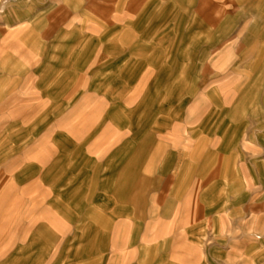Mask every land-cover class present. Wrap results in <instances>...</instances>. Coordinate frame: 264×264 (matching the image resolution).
I'll return each instance as SVG.
<instances>
[{"label": "rangeland", "instance_id": "obj_1", "mask_svg": "<svg viewBox=\"0 0 264 264\" xmlns=\"http://www.w3.org/2000/svg\"><path fill=\"white\" fill-rule=\"evenodd\" d=\"M259 15L264 17V0H0V183L15 188L0 216V246H13L25 236L13 232L21 220L27 221L24 215L35 213L42 219L45 207L53 204L46 183L35 176L13 183L7 169L38 152V142L27 151L33 140L50 142L69 122L58 114L41 124L40 118L25 117L30 109L16 107L13 94L27 92L34 79L47 77L41 70L30 71L33 57L46 66L64 57L68 71L79 72L51 76L54 84L64 82L63 109L79 107L81 115L100 106L97 79L106 74L85 72L87 65L73 67L69 57L83 55L79 45L87 46L86 61L95 49L89 38L75 45L74 35L95 33L97 22L109 19L112 24L105 25L102 38L128 41L131 48L148 41L144 52L152 70L150 108L143 111L140 102L120 103L125 113L120 132L132 143L148 137L144 158L125 162L127 167L121 163L118 175L103 165L78 177L83 193L68 192L61 205L71 211L66 234L49 236L38 225L31 233L37 239L34 250L21 249L19 258L4 264H46L50 258L49 264H60L65 251L68 264H92L85 259L95 242L81 243V238L93 232L85 218L104 193L94 190L104 179L113 188L106 190L107 200L115 193L119 206L131 209L137 203L141 215L125 216L128 211L121 208L114 216L104 213L114 228L109 234L103 230V264H117L111 255L117 258L133 246L126 239L130 229L118 223L124 219L140 222L136 244L144 239L145 229L163 231L162 256L169 260L160 264H264V19L255 18ZM22 19L23 39L13 38L11 32ZM27 33L30 38L24 37ZM129 76L125 85H136L138 91L144 75ZM35 95L39 98L40 92ZM25 119H30L26 125ZM185 132L193 133L189 138ZM87 149L69 150L79 155ZM185 197L201 206L208 203L207 213L186 207L177 214L175 204ZM18 213L23 216L18 218ZM183 223L189 225L178 229ZM123 259L118 264H137Z\"/></svg>", "mask_w": 264, "mask_h": 264}, {"label": "crops", "instance_id": "obj_2", "mask_svg": "<svg viewBox=\"0 0 264 264\" xmlns=\"http://www.w3.org/2000/svg\"><path fill=\"white\" fill-rule=\"evenodd\" d=\"M255 18L259 20L264 19L261 15L256 16ZM24 23L26 24L25 20L22 19L16 24V28H14L11 32V36L13 38L23 39V35L21 33L25 27H21ZM84 24H86V20ZM108 24H112L109 19L105 23L97 22L94 30L95 33L80 32L79 35H74L75 39L73 38V43L75 45L77 43L86 42L85 39L87 38H89L91 43H93V41L95 42V44L92 45L95 49L88 61L85 59L87 54L86 45H79V54L83 55L76 58L69 57L70 60H73L74 66H72L77 67V70L87 65V68L84 70L85 72L92 71L93 74L100 76L106 74V76H103L102 79L98 77L97 83L99 90L96 92L97 95L94 94L97 96V99L100 100V106L93 107L92 110L85 112L82 115L80 112L78 113L79 107L66 110L63 109L62 84L64 82L61 84L52 83L53 78L51 75L58 73L73 75L79 73H72L68 71L69 65L65 64L64 57H61V59L55 64L51 62L47 66L44 62H39V58L37 56L33 57L34 59L29 66L30 71L34 72L41 70L39 71V74L47 75V77L41 76L39 80L34 79L33 84L28 86L27 92H22L21 90V92L18 91L13 94L16 107H26L30 109L31 114L26 115L25 117L27 118H40L41 122L39 123L41 124L48 116L51 115L61 114L60 116L64 119V121L65 119H68V126L62 131L64 133H69L70 136L64 137L63 132H61L59 134H55V138L50 142L44 138L37 141L33 140L31 144L27 145V151L30 145H34L38 142V152L29 154L23 161L19 162V164L15 163L7 169V171L9 170L10 172L9 179L13 183L14 181L18 183L24 182L25 179L33 176H35V178H39L43 183H46L45 187L48 192V200L49 202L53 200V204H49V206L45 207V210L42 212V219H38L39 217H36L35 213H32L31 215H28L27 213L24 216L19 215V213L17 214L19 215L18 218L23 216V219L27 221L21 220L19 225L20 228L17 229L16 227L13 232L18 236H20L19 233L24 232L25 236H22L18 241H15L13 246L8 242H2L3 244L0 246V264H4L8 259L13 260L19 258V255L21 254L19 250L21 249L34 250V247L37 245V239L35 240V238L31 236V233L36 231L34 229L40 227L38 225L45 228V230L48 231L47 233L49 236H53V233L58 232L63 236L66 234V229L69 225L68 221L71 218V211L69 208H61V205H63L64 197L68 192L72 193V196H78L83 193L81 192L83 190L82 183L77 182L78 177L81 175L84 177L88 173L98 170L103 165L111 170L112 173L118 175L119 173H122V171L118 172L120 171V166H122L121 163L124 164L125 162L139 161L145 156L148 137L144 135L145 137H143L140 142L132 143L126 139V132L124 134L120 132L123 130H120L119 125L121 122H125V119L123 118L125 113H121L120 103L125 105L126 102L129 103L130 101L134 103L136 102V104L140 102L139 105H144H142L143 111L144 109L150 108L151 94L149 91L151 89L150 80L152 70L149 67L150 65H148V63L150 64V61H147L150 56L144 52V49L149 44L148 41H143L141 43L143 44V47L140 48V46L133 45L131 48L128 41L125 43H116L113 39H103L102 36H105L103 31L105 29V25ZM133 24H135V22ZM80 30L82 31V28ZM197 32H199L198 28ZM24 37L30 38L31 34L27 33ZM192 44L197 46L199 42H194ZM79 46L76 48H79ZM43 68H45V71H42ZM84 71L82 70L80 72ZM140 73L144 76L142 81L143 85L137 86L139 88L138 91H136V85L132 88L125 85V81H127V79H131L129 75ZM70 77H67L66 79L68 80ZM44 79H48V83H44ZM62 81H64V78ZM108 84H111L109 89H104V87ZM38 92H40L39 98L35 95ZM84 110L85 108L80 109V111ZM30 119H25V125ZM34 126L36 127V124L33 125V128H35ZM33 128L31 127V131ZM118 132H120V135ZM192 133L193 132H185L184 134H186V136L188 135L190 138V134ZM104 136L106 137L105 140L101 138ZM71 137L74 138L73 141L69 139ZM0 146H2V144ZM75 146L82 149L87 147L88 149L85 153L71 155L69 149L74 148ZM2 151L3 150L1 148L0 153H3ZM123 166L127 167L129 166V163H126ZM125 167L122 168L125 169ZM143 169L147 171L149 168L147 166ZM136 181L137 178L133 179L131 183H127L126 186L135 183ZM107 184L108 183L104 179L99 185L96 184V186H94V190L99 189L105 194H101L102 196L100 197L95 210H89V213L85 218V220L89 222L88 225L91 227L93 232L89 235H84L81 238V243H87L89 241L88 244H90L92 241L95 242V248L92 246L93 248L89 250L90 252H86L87 257L85 259H88L92 264H103L105 258H103L104 254L102 243L104 238L106 239V235H104L103 230H107V234H109L113 230L112 228H114V224L111 223L110 220H104V213H110V215L114 216V211L121 208V210L123 209L121 211L122 213H124L123 211L125 210L128 211V214H123L125 216L127 215L132 218L133 214H139V216L141 215V212L138 211L140 209L137 207V203L134 204L131 209L127 208V206H119V204L113 199L116 198L115 193L112 195V200H107L106 190L113 189L111 187H107ZM11 185L12 184L3 186V183H0V216L5 211L7 197L11 192L15 191V188ZM17 192L21 193L20 189H18ZM158 202L159 200L153 204V207H155ZM175 206L177 214L180 209H186V207L187 210H193V212H198L200 210L207 213L208 211V203H202L201 206V204L198 205L195 200L188 199L186 197L185 199L178 200ZM73 215L74 214H72V216ZM12 216L13 215L10 213L9 218ZM118 223L122 229L127 227L130 229L131 237L128 235L126 236V239L128 240V243L133 244V246L132 248L130 247V252L127 251L126 253H121L117 258H114L117 254L113 253L110 257L113 262L118 264L124 260V257L135 260L137 264H160L169 260L167 256H162L163 251L160 243H162V241L164 243L166 237V235H163V231L145 229L143 230L144 239L136 244L137 238L141 233L140 222H133L130 221V219H124L122 221H118ZM189 223H191V221ZM189 223H183L176 226L178 229H186V226H188ZM21 229L23 230L21 231ZM128 232L129 230L127 233ZM85 251L86 249L81 246V254L82 252L83 254H86ZM60 256L62 255L59 254V258H61ZM63 256L65 257H63L62 263L60 264H68L67 259L69 254L67 251H65V255L63 254ZM171 258L172 261H174L173 256ZM51 260L52 259L50 258L47 263ZM244 264L247 263L244 262Z\"/></svg>", "mask_w": 264, "mask_h": 264}]
</instances>
